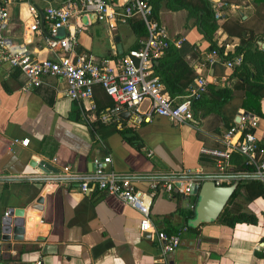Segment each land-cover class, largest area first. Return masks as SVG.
Returning <instances> with one entry per match:
<instances>
[{
  "label": "crops",
  "instance_id": "obj_1",
  "mask_svg": "<svg viewBox=\"0 0 264 264\" xmlns=\"http://www.w3.org/2000/svg\"><path fill=\"white\" fill-rule=\"evenodd\" d=\"M209 1L215 7L221 5L222 16L216 20L218 29L213 37L217 46L233 53L241 40L230 32L240 26L246 29L243 35L250 36L249 49L263 51L264 19L255 16L258 0ZM110 2L116 4L117 0ZM57 5L58 0H0V8L9 15L4 37L10 50L34 60L55 58L45 45L41 27L34 32L28 28L36 19L41 23L42 13L46 31L45 10ZM160 13L170 15L176 33L181 34L184 13L166 9ZM69 22L70 30L77 32L78 52L115 58L136 47L138 38L128 24L112 31L98 21L82 25L77 16ZM182 42L186 43L183 58L191 60L189 55L195 53L191 64L197 77H207L209 85L219 87L227 81L230 86L235 84L232 72L223 66L209 67L205 61L209 43L196 28L190 29ZM26 84L27 78L18 70L0 66V264L38 260L41 264H264V198L256 196L252 183L258 180L255 168L245 157L231 153L227 171L220 174L217 158L202 153V149H224L223 136L237 115L245 112L241 109L243 91H235L230 100L215 107L196 104L197 127L154 117L150 123L134 127L136 145H132L121 136L126 125L121 117L119 125L99 121L97 112L113 105L99 86L93 89L92 102L80 103L66 96L68 85L63 79L43 78L29 90L24 88ZM257 95L261 115L245 113L258 123L254 133L262 150L258 157L264 160V89ZM23 140H29L28 147L19 143ZM107 158L110 162L104 164ZM65 167H70L74 177L61 176ZM98 167L130 179L136 189L149 195L151 223L156 229L180 233V246L167 261H163L154 235L140 232L137 211L115 196L94 191L83 194L77 189V182L94 178ZM218 178L228 180L220 186L237 181L240 192L224 210L232 215H253L255 224L238 223L232 228L218 218L196 229L187 226L192 215L188 217L183 209L193 210L192 198L196 196L179 200V188ZM167 181L174 184L171 193L164 190ZM48 185H54V190L38 204ZM18 208L35 211L28 217L40 219L43 240H12L3 220L5 213Z\"/></svg>",
  "mask_w": 264,
  "mask_h": 264
},
{
  "label": "built area",
  "instance_id": "obj_2",
  "mask_svg": "<svg viewBox=\"0 0 264 264\" xmlns=\"http://www.w3.org/2000/svg\"><path fill=\"white\" fill-rule=\"evenodd\" d=\"M58 1L60 5L50 6L45 10L48 28L44 33V42L47 49L55 54L52 59L34 60L28 54L10 50L4 37L9 15L5 8H0V66L16 69L24 75L27 78L24 87L26 90L38 86L43 78H59L67 82L66 96L81 103L92 102L93 89L99 86L113 102L112 106L98 115L99 121L104 124L116 122L119 125L120 115L128 113L126 124L132 127L150 123L154 117L167 118L177 124L198 126L193 105L206 95L209 81L207 77L198 76L186 95L173 100L165 94L159 77L155 75L154 65L169 46L179 48L182 40L170 39L166 29L153 19L150 0H117L116 4H111L110 0ZM220 6H214L215 20L222 16ZM91 14H95L97 21L106 23L112 31L132 20L141 21L146 34L137 39L136 47L128 49L119 57L89 56L78 52L77 32L70 30L69 21L74 16L81 19L85 16L89 25ZM61 28L65 29V34L62 38H57ZM28 30L39 31V20L36 19ZM226 55V52L214 49L205 55V61L209 67L221 65L232 72L242 63V56L234 55L232 59H226ZM257 126L254 118L241 112L223 136L224 149H202V153L217 158L220 174L227 171L231 153H237L246 158L247 163L255 168L257 179L264 183V160L258 157L262 150L259 151L254 133ZM19 143L28 147L29 140ZM109 162V158L104 159V164ZM61 176L74 177L70 167H65ZM212 180L219 186L228 181L226 178ZM77 189L83 194L94 191L115 196L137 211L141 216L140 232L154 235L161 248L163 261H167L180 246L179 232L167 235L153 226L150 218L152 199L136 189L130 179L118 177L113 172H106L98 167L94 178L77 182ZM173 189V182H165L164 190L171 193ZM179 194L189 196V185L184 189L179 188ZM8 215L9 211L5 213L6 217ZM32 264H41V261Z\"/></svg>",
  "mask_w": 264,
  "mask_h": 264
},
{
  "label": "trees",
  "instance_id": "obj_3",
  "mask_svg": "<svg viewBox=\"0 0 264 264\" xmlns=\"http://www.w3.org/2000/svg\"><path fill=\"white\" fill-rule=\"evenodd\" d=\"M258 6L255 11V16L264 19V0H258ZM150 4L153 10V19L162 25L169 36L173 40H183L185 35L190 29L196 28L209 43V50L218 49L219 52H223V47L217 46L213 41L215 32L218 29L216 20L214 19L215 7L209 0H150ZM163 9L171 12H181L184 17L181 26V34L176 33V28L173 18L170 15H163ZM129 28L136 38L145 36L146 30L143 22L133 21L128 23ZM246 29L240 26H235L232 34H235L240 38L241 43L235 48L233 53H227L226 59H232L233 56L241 55L242 63L235 67L232 71L231 78H235L236 82L230 86L229 81L226 82L224 87L216 85H208V92L203 96L201 101L195 102L196 104L209 105V107H215L230 100L235 91L241 90L244 92V99L241 103V109L248 113H254L261 115L260 112V98L257 92L264 89V52L260 50L252 51L249 49V34L243 35ZM186 43L182 42L179 48L173 45L166 49L163 56L158 60V64L154 65L155 75L159 77L160 82L164 87L165 94L169 99H176L177 97L186 95L194 83L197 77L192 67V62L196 58L195 53L189 55L191 60L183 58L181 51L185 47ZM134 47V46H133ZM210 96V98H208ZM81 114L79 111L77 114ZM98 115L100 112H97ZM233 124V123H232ZM121 136L124 140L128 141L132 145H136V135L134 127L127 124L121 130ZM137 148L139 146H136ZM245 169L250 170L251 167ZM256 185L254 188L256 196H262L264 198V185L259 180L252 182ZM231 184V183H230ZM240 192L237 189L230 202H233ZM186 197L183 194H177L179 200H185ZM196 198H192V205L195 203ZM183 212L190 217L193 210L183 209ZM219 222L229 227H234L238 223L255 224L256 218L253 215L246 213H239L237 215L230 214L228 209H225L219 217ZM159 230V229H157ZM162 231V230H159ZM163 232V231H162ZM165 233V232H164ZM174 233H165L172 235Z\"/></svg>",
  "mask_w": 264,
  "mask_h": 264
},
{
  "label": "water",
  "instance_id": "obj_4",
  "mask_svg": "<svg viewBox=\"0 0 264 264\" xmlns=\"http://www.w3.org/2000/svg\"><path fill=\"white\" fill-rule=\"evenodd\" d=\"M82 23L87 26L88 20L85 16L82 17ZM90 23H94L97 21V16L95 14H91L89 16ZM41 29L45 32L44 29V15L41 13ZM65 34V29L61 28L59 30V34L57 38H62ZM117 42V50L119 53L122 52V47L118 43L119 38H115ZM158 62L155 63L157 65ZM250 118L252 115L245 113ZM120 117L123 120H127L128 113H122ZM237 120V118H236ZM238 186V182L235 181L229 186H219L212 179H204L201 182H196L189 184V194L196 196V201L193 206L192 217L187 221V226L190 229H196L197 227L204 224L215 223L226 207L227 203L231 199L233 193L235 192ZM176 187H179V183L176 184ZM54 185H48L44 190L43 195L37 200L38 204H42L44 202V195L46 193L52 192L54 190ZM35 214L33 209H23L18 208L14 211H9V215L4 218L3 224L8 229V233L12 234L13 241H41L43 238L41 237V226L38 225L40 219L35 218L32 219L28 217L29 215ZM10 235L6 237V239H10Z\"/></svg>",
  "mask_w": 264,
  "mask_h": 264
}]
</instances>
